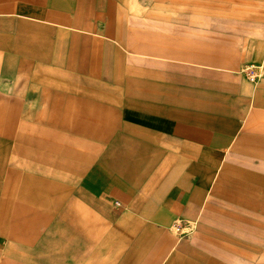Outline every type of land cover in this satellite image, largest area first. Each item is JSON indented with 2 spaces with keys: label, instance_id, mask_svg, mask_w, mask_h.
I'll list each match as a JSON object with an SVG mask.
<instances>
[{
  "label": "crops",
  "instance_id": "obj_1",
  "mask_svg": "<svg viewBox=\"0 0 264 264\" xmlns=\"http://www.w3.org/2000/svg\"><path fill=\"white\" fill-rule=\"evenodd\" d=\"M40 6L0 0V144H12L0 165V264H82L87 239L88 264H259L240 257L264 250V158L254 165L230 147L249 126H215L212 100L169 104L162 90L118 88L116 78L103 88L117 46L99 28H31ZM260 34L241 56L264 59ZM257 73L253 98L264 105V66ZM213 78L193 75L190 93L211 97ZM230 161L256 179L224 184ZM176 222L195 234L176 238Z\"/></svg>",
  "mask_w": 264,
  "mask_h": 264
},
{
  "label": "rangeland",
  "instance_id": "obj_2",
  "mask_svg": "<svg viewBox=\"0 0 264 264\" xmlns=\"http://www.w3.org/2000/svg\"><path fill=\"white\" fill-rule=\"evenodd\" d=\"M38 3L39 18L33 20L36 26L31 28H99L101 40L117 46L112 61L118 63L101 66L104 76H112V80L102 81L103 88L114 85L116 78L118 88L162 90L169 104L197 99L201 108L205 106L202 101L212 100L215 126L227 124L234 117L249 126L244 130L249 135L245 144L239 149L231 145V149L252 159L254 165L258 158H264V140L259 143L256 139L264 138V105L257 103L252 93L253 84L260 79L258 65L264 66V59L253 62L252 54L241 56L245 51L243 41L253 53L252 47L264 29L261 16L264 3L254 0H38ZM55 67V72L71 71V66ZM207 70L214 73L212 96L207 97L201 90L197 95L194 91L190 93L193 75H198L194 83L201 84L199 79ZM7 84L12 88V81ZM6 152L12 153V144H0V165L5 162ZM228 163L230 171L224 184H234L237 175L243 173L249 176L247 181L256 179L252 168L238 161ZM101 228L102 233L108 230L107 226ZM170 228L177 238L195 234L197 226L182 224L177 231L172 224ZM88 229L93 232L94 226L87 225ZM74 242L77 246L78 241ZM3 243L5 240L0 241V248ZM93 243L89 239L83 243L86 256L82 257V264L89 263ZM246 250L249 255L240 259L264 264V250L256 255L247 246ZM12 259L23 261L18 257ZM214 259L222 264V257Z\"/></svg>",
  "mask_w": 264,
  "mask_h": 264
},
{
  "label": "built area",
  "instance_id": "obj_3",
  "mask_svg": "<svg viewBox=\"0 0 264 264\" xmlns=\"http://www.w3.org/2000/svg\"><path fill=\"white\" fill-rule=\"evenodd\" d=\"M174 225H175V229L178 231L180 229V224L176 222Z\"/></svg>",
  "mask_w": 264,
  "mask_h": 264
}]
</instances>
